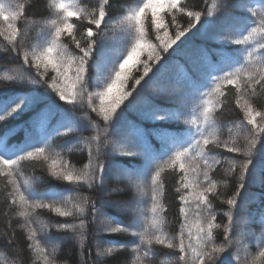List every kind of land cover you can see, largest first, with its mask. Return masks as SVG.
Here are the masks:
<instances>
[{"label": "snow or ice", "instance_id": "1", "mask_svg": "<svg viewBox=\"0 0 264 264\" xmlns=\"http://www.w3.org/2000/svg\"><path fill=\"white\" fill-rule=\"evenodd\" d=\"M35 7L31 0H0V21L6 25L0 27V38L6 42L4 51L21 58L25 70L4 76L2 79L10 83L0 85L19 87L14 98L0 99V150H4L0 154V222L6 224L0 238L14 256L9 264H22L25 256L31 264H58L57 254L64 240L58 234L71 233L70 238L84 241L89 228L95 237V258L91 252L85 257L81 242L79 264H89L90 259L91 264H107L106 257L127 247L119 241L101 239L105 232H131L137 238L131 242V264H163L159 259L162 248L170 250L167 255L172 257V264H264V169L256 166L264 153V105L260 103L264 94V0L256 7L252 0H219L215 11L196 10V6L189 7L181 0H135L134 6L115 0H48L51 18L41 20L31 18ZM158 9L165 11L161 14ZM178 14L188 18L186 26L178 22ZM166 16L171 17L167 24ZM202 21L207 24L198 29ZM169 27L174 29L171 36ZM148 29H154L158 44L148 41ZM193 29L201 36V42L185 39ZM121 36L131 42L126 55L121 52L106 65L96 64L98 84L105 72L115 73V79L111 83L105 81L104 91L98 93L99 112L92 95H87L88 107L97 112L103 124L90 116L81 119L74 113L77 101L83 107L92 79L94 53L100 45H111ZM30 39L36 43L30 45L29 54L24 48ZM145 44L149 52L142 73L135 78L131 90L105 107L103 98L122 75L116 68L124 69ZM229 44L237 47L229 48ZM41 66L45 71L40 70ZM49 66L55 75L48 74ZM32 68L35 74L28 71ZM53 97L72 106L71 126L65 123L68 118L61 106L51 101ZM152 98L170 101L174 108L153 107L150 118L182 121L187 138L179 129L174 135L157 126L143 135L161 141L160 154L153 153L140 168L125 167L118 157L145 156L137 139L140 129L130 123L121 138L112 131L113 124L126 110L138 103L148 104ZM124 100L127 103L116 115ZM236 110L237 119L226 117V113ZM25 112L30 118L24 123L2 127ZM87 128L96 134L72 139ZM16 131L23 133V139L12 145L10 135ZM41 133L42 142H29ZM53 136L69 139L57 151L59 146L52 142ZM84 149L88 162L76 169L65 154ZM25 164L33 170L37 165H46L49 176L68 182L72 188L41 193L39 186L44 177L32 174L24 178ZM109 168L117 177L113 183L118 185L121 178H127L123 188L108 187L105 176ZM166 169L172 174L171 186L162 175ZM217 176L225 188L231 185L230 195L223 200ZM141 179L143 183L139 182ZM85 187L89 194L82 193ZM257 187L261 190L260 207L254 212L250 202L255 197L249 189ZM133 189L136 196L131 201L98 199ZM173 190L180 219L179 230L170 235L166 230V200ZM144 197H148L150 217L142 209ZM218 200L227 205L222 213L227 217L226 223L217 222L221 215ZM104 203L131 212L132 223L105 216L97 206ZM45 209L60 217L78 218L79 223L41 219ZM257 214L262 229L259 236L252 230ZM14 216L23 218L26 245L22 248L17 247ZM142 216L144 220L140 219ZM217 230L223 232L220 243ZM253 241L258 248L256 255L249 251ZM106 244L110 246L105 247Z\"/></svg>", "mask_w": 264, "mask_h": 264}, {"label": "trees", "instance_id": "2", "mask_svg": "<svg viewBox=\"0 0 264 264\" xmlns=\"http://www.w3.org/2000/svg\"><path fill=\"white\" fill-rule=\"evenodd\" d=\"M31 2L36 6L32 12H31V18L36 20L41 19H49L51 18V13L49 12L48 8V0H31ZM77 2H80V0H77ZM118 4H124L125 6H134L135 0H115ZM182 3H188L189 7L196 6V10H213L214 5H217L219 3V0H181ZM260 0H252V6L256 7ZM161 14L164 13V9H158ZM171 17L166 16L165 17V23L167 24L170 21ZM187 17L186 16H180L178 14L177 20L182 26H186L187 24ZM73 20L79 24L80 21H76L73 17ZM21 25L23 22H20ZM86 23V22H85ZM246 23V21H245ZM207 22L202 21L201 24L197 25V28L200 29L203 26H206ZM6 25L4 22L0 21V27H5ZM31 32V29H29ZM174 29L169 27V36L173 35ZM32 37H35V33H31ZM161 35H163V31L161 30ZM187 37L185 39L191 40L192 42H201L202 38L197 33L196 29H193V32L187 33ZM126 36H121L117 39V41H113L111 45H100L96 52L94 53V65L90 69V75L92 79L89 81V89L88 92L85 94V99L83 101V107L79 106V101H77V108L75 111V115L83 119L84 115L86 117L90 116L93 121L99 122L101 125L103 124V121L100 116L97 115V112H99V108L101 105V99L98 95L99 92L104 91L106 84L111 83L112 80L115 79V73L111 72V70L104 73L103 77L100 78L99 84L97 83V68L96 64L99 62H103V64H107L111 62L118 54L123 52L125 55L128 50L131 48V42L127 41ZM148 41L152 44H158L159 41L156 40L155 37V31L154 29H148ZM167 39V37H165ZM183 39V38H182ZM36 43L35 39H30L24 48V51H28L29 54L31 52L30 45ZM6 46V42L0 38V85H7L10 83L9 81L3 80L2 78L6 75H13L17 72H24V68L22 67L23 61L21 58L17 57L15 53H11L8 51H4ZM229 48H235L237 46L228 45ZM72 49H74V46H71ZM148 52L149 48L147 45H141V49L138 51L136 55H134L129 61L128 64L125 65L124 69L116 68L117 71H120L122 73L119 81L117 84L111 89V91L108 92L107 96L103 98V104L105 107H109L112 105L113 101L123 95L124 93L131 90L135 78H137L143 71V65L146 61H148ZM42 72L45 71L43 66H41L40 69ZM28 71L35 74V69H28ZM49 75H55L54 72L51 71V67L49 66L48 69ZM71 75V72L69 73ZM42 92V89L40 90ZM19 92V87H11L6 88L3 86H0V99H3L5 97L8 98H14L16 94ZM92 95V101L93 105L96 107L97 112H91V109L88 107V100L87 95ZM51 101L54 103V105H60L61 110L64 113V115L68 118L65 120V123L68 126L72 125L71 121V105H63L62 102L56 100L54 97L51 98ZM127 103V100H124L119 107L116 109V115H119L121 112V109L123 108L124 104ZM260 103L264 105V94L260 97ZM2 107V105H0ZM153 107H159L161 109H173L174 106L171 104L170 101H166L163 98H152L148 104L144 103H138L133 108H130L126 110L123 115L114 122L112 131L117 134L118 137H123L128 130V125L130 123L136 124L139 126L140 131L137 133V139L138 142L143 146V149L145 151L144 157H118V161L122 163L125 167L129 168H140L141 165L146 164V159H150L153 153L160 154L161 152V141L155 137V136H144L143 133H150L152 129L156 128L157 126H162L167 129L169 133L177 134V129L181 131V134H183V137L186 139L187 134L184 133V127L185 125L182 123V121H176L174 119L169 120L168 122L163 121H155L150 118V111ZM233 108H235L234 102L232 105ZM236 112L232 113H226V117L231 119H237ZM30 118V114L28 112H25L23 116L17 118V120L10 122L9 125H5L2 127H14L17 124L24 123L27 119ZM188 118H191V113L189 112ZM240 118H242V114H240ZM113 119H115V115L113 116ZM192 128L194 130L195 125H192ZM79 130V128H78ZM95 131L91 128L84 129L82 132H79L76 134L75 138L79 137H88L91 135H95ZM102 134V129H101ZM44 135V133H41L40 135H34L30 138L29 142L32 144H38L42 142L41 137ZM10 139L12 140V145H16L18 140L23 139V133L20 131H16L15 133L10 135ZM69 138L67 137H52V142L59 146L57 147V151L60 150V147H63L67 140ZM243 145V141H241V146ZM71 146V145H68ZM0 154H4V150H0ZM225 155H228L227 153H224ZM66 159L70 161V164L74 166L76 169H81L84 167V165L88 162L87 161V150L84 149L83 151L79 152H73V153H66ZM242 159V157H241ZM256 166L258 168L264 169V153L261 154V156L258 158L256 162ZM143 170V169H142ZM32 174H38L42 175L44 179H42L39 191L41 193L46 194H53V193H60L65 191V189H71L72 185L65 181H60L52 178L48 175L47 167L46 165H37L35 169L33 170L32 166L30 164H25V176L24 178H27L28 176ZM162 175L166 178L168 181V185L171 186L173 183L172 174L169 170H165ZM217 180L220 182V199H226L228 195H230L231 192V185H229L228 188H225L223 185V182L219 176L216 177ZM117 179L116 175L113 173V170L111 168L106 170V176H105V182L108 184V187H121L123 188L125 184L127 183V178L123 177L121 178V182L117 185L113 183ZM140 183H143V180L141 179L139 181ZM3 188V181L0 180V189ZM83 194H89L88 190L85 188L81 189ZM250 194L254 195V199L250 202L253 211L256 212L257 209L260 207V192L261 190L257 188H251L249 189ZM69 194L66 192V195ZM174 190L171 191L168 194V199L166 200V204L169 207V211L167 213V224H166V230L169 232V234H174L179 230V204L178 201L173 199L175 197ZM136 196L135 190H128L126 192H120V193H113L112 195H101L98 197L99 200L105 201V200H115L117 202H125V201H131L133 197ZM145 203L142 205L143 211L150 217V212H148V209L150 208V204L147 203L148 197H144ZM3 198L0 197V204H2ZM218 205V211L221 213L220 216H218L217 222H227V217H224L222 213L227 210L226 204H221L220 201H216ZM98 207H101V210L105 213V216L107 217H114L117 221L123 222L125 224L132 223L134 217L131 212L125 211L119 207H115L109 204H98ZM43 215L41 216V219L47 220L51 218L52 220L56 221H67L69 223H79L78 218H65L60 217L55 213L49 212L47 209L42 210ZM14 227L17 231V237H18V244L17 247H25L26 241L24 240L23 233L24 229L21 227L23 224V218L14 216ZM87 219L91 220V215L87 216ZM141 220H144V217H140ZM113 227L115 224L112 225ZM6 229V224L4 222H0V232H3ZM252 230L256 233L257 236L261 233V226L259 224V218L258 214L256 217V221L252 225ZM58 235H61L64 237V240L61 244V249L57 254V261L58 264H79L81 256H80V245L81 242L84 243V252L85 257L87 258L88 252L92 253V258H95V237L92 235V229L89 228L88 230V238L87 240L81 241L78 239H72L71 233H59ZM101 239H107V240H115L119 241L120 243L127 245V247H120L117 249L116 253H114L113 256L106 257L105 260L107 264H131V259L133 257L132 248L134 245L131 243L133 240H136V237H133L131 235V232L129 233H101L100 236ZM223 241V232L222 230H217V243H220ZM7 242L0 238V264H9V262L14 258L13 254L9 251L10 246H6ZM110 245H105V247H108ZM170 250L166 248L160 249V261L163 262V264H172V257L167 255V253ZM250 253L252 255H256L258 253V248L256 247L255 241H253V245L249 249ZM22 264H31L29 258L27 256L24 257ZM89 264H91V259L89 260Z\"/></svg>", "mask_w": 264, "mask_h": 264}]
</instances>
